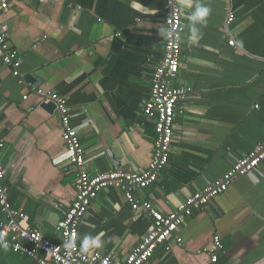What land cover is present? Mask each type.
Segmentation results:
<instances>
[{
	"label": "crops",
	"instance_id": "0c3cea01",
	"mask_svg": "<svg viewBox=\"0 0 264 264\" xmlns=\"http://www.w3.org/2000/svg\"><path fill=\"white\" fill-rule=\"evenodd\" d=\"M212 13L191 44L185 10L182 67L172 153L158 181L135 195L163 214L176 211L232 165L264 145V0H202ZM168 0H8L0 22L21 58V78L0 60L1 159L11 207L28 226L55 242L58 224L75 199L76 173L58 110L51 114L38 89L65 97L91 175L141 172L152 160L155 124L144 115L151 79L164 59ZM195 5H193L194 10ZM235 19L229 23V17ZM235 46L229 45L230 41ZM60 162L57 163L56 161ZM8 218L0 207V226ZM117 187L101 192L79 227L103 233L98 252L124 262L149 232ZM181 245L161 246L145 264H210L214 236L221 264H264V165L239 177L208 207L187 218ZM0 264H35L0 248Z\"/></svg>",
	"mask_w": 264,
	"mask_h": 264
},
{
	"label": "built area",
	"instance_id": "2783aa9c",
	"mask_svg": "<svg viewBox=\"0 0 264 264\" xmlns=\"http://www.w3.org/2000/svg\"><path fill=\"white\" fill-rule=\"evenodd\" d=\"M54 3L70 0H42ZM72 1V0H71ZM169 5L164 19V28H173L175 35L165 39V55L151 79L150 98L145 104L144 115L155 124V141L152 149V160L147 170L126 172L113 170L107 173L91 175L86 167V151L79 137L78 129L71 124V108L65 97L50 90L38 89L36 93L47 103H54L59 112L63 139L70 162L75 166V199L65 219L57 226L60 241L46 238L43 233L28 226V219L20 211L11 207L8 199L9 189L5 185L6 171L1 159L4 140L0 139V207L8 218V222L0 226V233L9 242V249L14 253L31 258L35 264H145L161 246L171 249V243L178 245L183 239L178 236L187 218L196 211L208 207L213 199L225 194L236 179L258 170L264 165V145L259 146L249 155L235 162L230 171L204 190L192 193L176 211L163 214L156 210L151 202L140 200L135 193L156 183L167 168L174 141L175 120L178 104L187 96L184 87H175L182 67V42L184 16L179 10L176 0H168ZM229 4L231 0H226ZM0 10L8 11V0H0ZM175 11V14H174ZM235 19L229 17V23ZM9 25L6 20L0 22V60L13 69L15 77L21 78V58L16 50L10 49L7 41ZM229 45L235 46L232 40ZM109 187L119 188L126 202L136 214L148 215L152 226L142 242L128 255L122 263H117L111 255L98 252L82 254L79 244V227L93 202L102 191ZM66 240H74L75 247L66 249ZM224 251L221 237L214 236L208 249L210 264H221L220 253Z\"/></svg>",
	"mask_w": 264,
	"mask_h": 264
},
{
	"label": "clouds",
	"instance_id": "9594fccd",
	"mask_svg": "<svg viewBox=\"0 0 264 264\" xmlns=\"http://www.w3.org/2000/svg\"><path fill=\"white\" fill-rule=\"evenodd\" d=\"M176 4L178 5L181 13L185 10H191L186 16V19L189 21V24L187 25L189 30L187 39L193 45L198 44L202 38L200 28L202 26H206L212 13L211 7L202 2V0H176ZM193 5H195L194 10ZM160 34L164 39L170 40L175 35L174 27L161 29ZM68 155H71V153H68ZM56 162L59 163L60 161L57 160ZM102 236L103 233L96 236L84 235L80 241V252L82 254H90L94 250L101 249L103 247ZM63 247L66 249H72L75 247V241L66 240ZM0 248L4 251L9 249V242L4 238L3 233H0Z\"/></svg>",
	"mask_w": 264,
	"mask_h": 264
},
{
	"label": "water",
	"instance_id": "95a60500",
	"mask_svg": "<svg viewBox=\"0 0 264 264\" xmlns=\"http://www.w3.org/2000/svg\"><path fill=\"white\" fill-rule=\"evenodd\" d=\"M41 107L51 114L55 113V111L57 110L56 105L52 102L43 104ZM73 168L75 169L74 165H73Z\"/></svg>",
	"mask_w": 264,
	"mask_h": 264
}]
</instances>
